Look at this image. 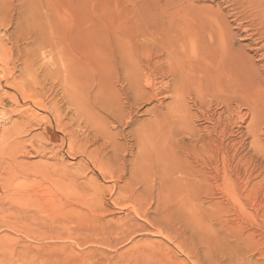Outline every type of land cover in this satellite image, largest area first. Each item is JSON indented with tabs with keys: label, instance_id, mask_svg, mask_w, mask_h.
<instances>
[{
	"label": "rangeland",
	"instance_id": "rangeland-1",
	"mask_svg": "<svg viewBox=\"0 0 264 264\" xmlns=\"http://www.w3.org/2000/svg\"><path fill=\"white\" fill-rule=\"evenodd\" d=\"M2 1L0 264H264V171L258 168L264 157L253 155L250 139L239 136L245 131L227 123L206 91L199 99L192 86L194 57L210 28L227 30L241 59L252 56L246 28L264 44L261 18L240 20L232 9L238 2L229 0H32L29 37L24 20L17 19L26 10L18 0ZM255 1L264 13V0ZM211 16L217 17L215 26ZM241 60L238 75L262 85L264 70L253 67L255 57ZM56 65L78 78L84 93L99 90L97 99L86 97L85 110L118 131L121 152L113 157L106 149L110 158L103 159L111 177L95 161L79 162L66 144L57 173L38 164L52 162L46 157L30 152L23 158L18 140L28 101L19 90L54 83L44 74ZM125 71L136 76L132 84L142 88L139 95ZM140 124L148 150L158 154L142 181L129 173L133 131ZM218 126L223 135L213 133ZM38 129L23 136L27 150L31 139L33 148L40 145L39 137L31 138ZM55 138L47 148H59L60 136ZM242 153L252 157L251 171L261 176L251 192L239 181ZM17 161L31 163L24 174L13 172ZM97 177L104 187L94 182ZM229 183L235 198L227 192Z\"/></svg>",
	"mask_w": 264,
	"mask_h": 264
},
{
	"label": "bare ground",
	"instance_id": "bare-ground-1",
	"mask_svg": "<svg viewBox=\"0 0 264 264\" xmlns=\"http://www.w3.org/2000/svg\"><path fill=\"white\" fill-rule=\"evenodd\" d=\"M18 1L22 10L28 12L21 11L17 19L24 20L22 21L30 37L34 30L33 2L32 0ZM2 2L3 1L0 0V4ZM237 2L240 7L238 9L233 7L232 9L236 12L240 20L244 15L260 17L261 19L258 20L257 26L260 25L264 27V13L261 11L262 9L256 5L257 2L255 0H229V4L232 5L235 3L237 4ZM11 9H16V6L12 4ZM242 9L244 11H242ZM211 17L210 21L214 24L213 26H215L216 23H218L217 17ZM246 29L243 30L244 33L246 32L245 35L247 39H249L246 47L252 52V56L255 57L254 62L258 64L253 65V67H259L264 70V44H260L258 38H252L253 33ZM260 30L264 33V28ZM226 32L227 30L225 31L223 27L219 25L216 31L210 28L207 38L203 40L202 44L199 43L197 48L199 54L194 57L196 60V68L192 66V86L196 88L197 97L199 99L203 98L202 93L206 91V99H209L210 102L214 101L212 105L218 107L217 109L220 110L218 115H226L225 119L227 123L233 122L234 125L236 124L239 133L245 131V134L240 133L239 136L240 138L246 136L250 139L249 148L253 155L264 157V146L261 142L264 139V137H262L264 136V82L262 85H260L261 81L259 83L256 82L257 85H254V80L251 78H244L238 75V73L240 74L241 66H236L237 63L242 57L250 60H252L253 57L246 54L242 56L241 59H236L235 56L237 54L231 50L227 37L228 33ZM262 42L264 43V38ZM25 51L29 53L28 48H25ZM51 64L54 65L55 63L51 60ZM240 64L244 67L243 60L240 61ZM44 67L46 68V66ZM66 72V70L60 69L58 65L52 69L51 66H49V71L44 74V80H52V78H54V83L48 86L45 82L40 87V90H19L23 101H28L24 106L26 113L24 112L23 115H21L22 119L19 117L21 119V135L18 141L24 151L23 158L25 154H30V152L35 155L46 157L52 162L41 161L38 164L45 166L46 168L44 169L48 173H57L59 170H57L58 168L55 167V165H57L58 158L62 157L63 145L66 144L67 152L81 157L79 162H82L83 159L95 161L98 171L100 173L104 172L111 177L113 170L110 166L103 163V159L109 160L110 158L106 149L112 151L113 157H117L121 152V146L115 140V134H118V131H112L114 127L113 123H104L101 121L102 119L95 118L93 113L85 110L87 98L91 99L94 97L97 99L99 90H92V93H84L81 88L80 80L67 75ZM124 76H126L125 78L129 86L136 94L138 92L139 95V93L142 92V88H140L138 84H135V86L132 84L137 80L133 72L125 71ZM102 96L105 97V93L102 94ZM139 123L142 122L140 121ZM35 125L40 126L41 130L38 129L39 132L36 133L32 132V136H30L34 139H36L35 137H39L38 140H41V143L38 147L33 148L30 145L32 143L31 139L28 145L30 148L27 150V148L23 147L24 141L22 138H26L27 136H23L32 131ZM216 132L223 135L225 128L223 126L215 127L213 133ZM56 135H59L61 139L59 148H47V142L55 141ZM133 135L136 139V151L130 156L129 173L132 178L142 181L144 169L149 165L148 161L156 158L158 154L156 151L148 150L146 146L147 134L145 131H142L141 124L133 131ZM232 138L235 137L232 135ZM240 141L244 142L243 140ZM230 142L235 141L230 140ZM48 150L51 155L47 157ZM124 152L126 151L124 150ZM250 158H248L245 153H242L238 156L237 160L241 161L244 165V173L243 176L239 177V181L241 184L243 183L245 187L249 188L251 192L254 185L259 183V178H261V176L258 178L256 172L251 171ZM30 165L31 163L26 161H17L15 168H13V172L18 175L19 172L21 173L22 170L25 171ZM253 167H255V165ZM258 168L264 171V164L259 165ZM12 175L13 174H11V176ZM93 180L98 185L104 187V184L98 182V177ZM229 187L230 189L227 191L228 194L232 198H235L237 193L233 191L230 183ZM140 199L141 198L138 200ZM2 206L4 205H0V211H2ZM26 210L28 211L29 209H24V212H26ZM138 211L137 208L134 210L136 213Z\"/></svg>",
	"mask_w": 264,
	"mask_h": 264
}]
</instances>
